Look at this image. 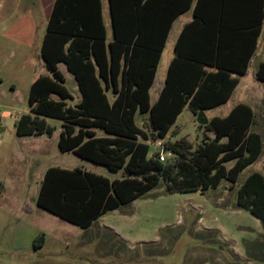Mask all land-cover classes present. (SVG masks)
Instances as JSON below:
<instances>
[{"label": "trees", "instance_id": "1", "mask_svg": "<svg viewBox=\"0 0 264 264\" xmlns=\"http://www.w3.org/2000/svg\"><path fill=\"white\" fill-rule=\"evenodd\" d=\"M114 38L107 42L101 0H56L48 21L41 55L50 75L31 85L30 112L16 122L20 135H52L55 126L46 117L62 120L58 141L62 151L83 159L123 169L122 179L109 178L81 168L50 167L44 176L37 204L72 223L91 222L144 195L165 180L170 192L200 191L233 184L263 151L262 134L252 130L254 110L237 104L225 117L199 124L214 137L194 145L186 137L165 141L151 153L146 140L165 138L184 106L194 113L225 103L238 78L246 74L264 23V0H196L193 18L175 44L176 57L155 104L150 88L173 21L194 0H109ZM252 37L245 60L233 62L246 36ZM64 62L78 82L81 101L74 107ZM213 67L207 71L204 67ZM257 78L264 80V61ZM112 94V98L108 93ZM52 94L61 100L52 98ZM150 114V128L141 129L136 114ZM97 129L106 136H99ZM226 138V141L224 139ZM174 154L176 162L162 161L161 152ZM234 162L231 167L227 164ZM5 185L0 181V195ZM238 205L264 224V174L251 173L238 191ZM44 243L38 235L34 246Z\"/></svg>", "mask_w": 264, "mask_h": 264}, {"label": "rangeland", "instance_id": "2", "mask_svg": "<svg viewBox=\"0 0 264 264\" xmlns=\"http://www.w3.org/2000/svg\"><path fill=\"white\" fill-rule=\"evenodd\" d=\"M44 1L16 0L17 7L7 14L9 0H0L3 22L0 24V134L5 133L9 139L16 134L17 120L30 112L31 77L47 69L35 46L20 49V44L9 38L6 24L25 11H32V19L40 30L44 29L47 23ZM172 48V42H169L165 56ZM163 74L160 68L157 85L152 89L153 98L164 79ZM250 76L247 80L251 81L243 82L242 87L251 89L254 75ZM67 86L71 89L72 84L67 83ZM234 99L227 106L208 110L207 116H223ZM262 115L264 98L252 127L262 133L264 141ZM48 122L55 126L53 136L46 143L48 160L54 165L81 167L111 180L124 177L123 170L112 171L72 151L63 152L58 144L62 121L50 117ZM176 124L178 127L167 139L189 137L194 148L202 143L204 130L199 128L200 123L192 116L189 107L184 109ZM146 141L151 144V153L160 150L158 140L150 138ZM174 156L169 153L166 159L175 163ZM255 171L264 174V145L261 157L240 173L236 184L223 180L205 194L200 191L170 192L165 180L161 179L157 186L138 199L94 220L91 228L74 241L73 233L67 229L71 223L45 219L47 229L61 231L64 238L56 240L50 235L48 243L44 240L37 250H15L12 231L17 215L7 214L0 207V264H264V224L249 210L240 207L237 201L239 188ZM29 184L27 193L34 202L38 186L35 181Z\"/></svg>", "mask_w": 264, "mask_h": 264}, {"label": "crops", "instance_id": "3", "mask_svg": "<svg viewBox=\"0 0 264 264\" xmlns=\"http://www.w3.org/2000/svg\"><path fill=\"white\" fill-rule=\"evenodd\" d=\"M55 1L56 0H45L44 1V5H43L44 13L46 14V17H47V23L44 29L40 30V28L37 26L36 21L32 19V11H28V12L25 11L22 15H20V17L16 18L13 21L11 20L6 24L8 28L7 31L9 33V38L11 40H14L16 43H19L20 49L31 48L35 46L36 49H38L39 55L43 62L44 60L41 55V47H42V43L44 40V36L47 31L48 21L51 16ZM101 2H102L103 21H104V25L106 28L107 42H110L114 38L110 1L101 0ZM195 3H196V0H194L192 6L188 10L182 12L173 21L172 27L170 29V32H169V35L166 41V46L164 47V50L161 53V57H160V60L157 66L155 81L150 88V102L152 105L158 101L161 91L163 90L166 84V79H167L168 72H169V66L172 60L176 57L175 44L185 24L193 18ZM8 4L9 6H8V10L6 11V13L10 14L17 7L16 0H9ZM3 20L4 22L6 21L5 18ZM1 23L3 22L0 16V24ZM246 37L248 38H246V40L243 41L240 52L238 56L234 58L233 62H237L238 64H241L245 60L247 53L250 50L251 43H252V37L250 35ZM169 42L170 43L172 42L173 48L169 51L168 56H165L167 44ZM163 61H164V66L162 65ZM263 61H264V23L262 25L261 34L258 38V47L255 53L252 55L248 72L246 74L231 73L232 77L238 78V84L236 85L231 97L225 103L216 105L215 107L210 108V109H214L220 106H227L228 103H230V101L234 99L236 95L237 97L234 99V102L226 109V113L223 116L214 115L210 118L207 116L209 120L213 117H225L237 104L245 103L253 108L254 123L256 122L257 115H258V107H260V103L262 99L264 98V80L257 78L256 73L258 71L259 66L261 65ZM59 68L63 72L66 78L65 85L72 94V98H69L65 101L67 103V106L74 107L81 101V93L79 90L78 82L74 74L69 71L67 65L64 62L59 63ZM160 68L161 70L163 69L164 79L159 84L156 97L153 98L152 89L154 88L155 85H157L156 80H157V76H158V72L160 71ZM204 68L207 71L215 70L213 67H209V66H205ZM251 74L254 75L253 80L251 82L253 84L251 85L252 86L251 89L249 87H242L243 82L251 81V80H247L249 79V77L251 78L250 76ZM41 75H50V72L48 71V69L43 72H36L31 77L32 78L31 85ZM67 83L72 84L71 89L67 86ZM108 94L110 98L113 97L110 92ZM52 98L55 100H61L60 96L56 94H52ZM186 107H189V109L191 110L192 116L195 119L197 118L200 110L198 111V113H194L189 103H187L184 106L181 113L178 115L175 123L170 128L167 136L165 138L158 137L154 140H158V142H161V143L167 140L175 141L172 138L170 139H167V138L170 135H172V132L174 131V129L178 127L176 126L177 125L176 123L178 121V118L180 117V115L182 114V112L184 111ZM210 109H207V110L201 109V110H204L206 113ZM262 116L264 117V115ZM48 118L50 117H46L47 121H48ZM138 118L140 119L139 122H138ZM136 122L141 129L148 131L150 128V114L138 112L136 114ZM199 128L201 127L199 126ZM201 129L204 130V137L205 136H208L209 138L214 137L213 131H207L204 128H201ZM15 130H16V134L11 135L10 139L7 138L5 133L0 134V181L3 182L5 185V189L0 195V207L3 208V210L6 211L7 214L15 213L17 215L16 216L17 220L15 223V230L12 231L13 237H14L13 243H14L15 250L17 251L31 250V249L37 250L36 247L34 246V240L40 234H44V240L46 243H48V239L50 238V235L55 236L56 240H60L61 238H64V236L61 235L62 234L61 231L48 230L47 229L48 225L44 221L45 219H52L53 221H56V222L65 220L71 223V225L67 227V229L73 233V236H74L73 241H74L79 236L84 235L91 228V225L94 222V220L100 217H105L109 212L120 209L121 208L120 206L124 205L122 204L116 209L110 210L107 213L95 218L91 222V224L87 227H83L81 225L72 223L69 220L61 217L60 215H57L43 207H40L37 204V199H38V196L41 190V186H42L45 173L50 167H59V168L71 169V170L75 168H81V167L65 168L59 165H54L51 161L48 160L49 150L46 147V143L48 139L51 136H53L54 133L52 135H48V134L20 135L17 133V129ZM62 130H63V126H62ZM99 131H101V133ZM97 134L99 136L107 135L104 131L100 129H97ZM186 138L192 142V140L189 137H186ZM224 141H226V138L224 139ZM147 143L150 144V142H147ZM230 163H231L230 165L227 164L228 167H231L234 162H230ZM81 169H83L84 171H89L88 169H84V168H81ZM120 170H123V169H120ZM89 172H92V171H89ZM123 175H125V172ZM117 179H113V180H117ZM30 181H35L38 186L37 195L35 196V199H33L34 202L31 201L32 198L27 193L28 187L30 185L29 184ZM112 231H116L118 233L120 232L119 230H112Z\"/></svg>", "mask_w": 264, "mask_h": 264}, {"label": "water", "instance_id": "4", "mask_svg": "<svg viewBox=\"0 0 264 264\" xmlns=\"http://www.w3.org/2000/svg\"><path fill=\"white\" fill-rule=\"evenodd\" d=\"M198 122L202 125H206L209 122V119L204 110H200L197 116Z\"/></svg>", "mask_w": 264, "mask_h": 264}, {"label": "built area", "instance_id": "5", "mask_svg": "<svg viewBox=\"0 0 264 264\" xmlns=\"http://www.w3.org/2000/svg\"><path fill=\"white\" fill-rule=\"evenodd\" d=\"M0 127H1V122H0ZM157 143H158V145H161V142H158L157 141ZM163 143V142H162ZM169 153H171V152H169V151H166V152H161V154H160V159L162 160V161H165L166 160V156L169 154ZM172 154V153H171Z\"/></svg>", "mask_w": 264, "mask_h": 264}]
</instances>
